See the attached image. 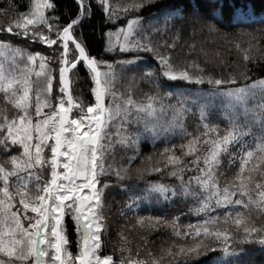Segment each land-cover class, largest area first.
Returning a JSON list of instances; mask_svg holds the SVG:
<instances>
[{
    "label": "snow or ice",
    "instance_id": "snow-or-ice-1",
    "mask_svg": "<svg viewBox=\"0 0 264 264\" xmlns=\"http://www.w3.org/2000/svg\"><path fill=\"white\" fill-rule=\"evenodd\" d=\"M157 2L133 0L127 7L138 12ZM98 10L110 23L119 19L109 12L107 0H71L64 7L58 0H31L27 11L0 29V56L3 50L14 54L10 71L0 66V93L13 109L9 114L0 108V264H117L113 255H100L106 193L113 187L127 194L130 211L142 204L166 209L192 200L189 211L206 218L189 223L184 232L173 222V234L193 242L178 245L174 254L168 250L174 258L183 256L184 264L205 255V264H255L244 245H259L264 252V224L257 227L252 220V206L258 215L264 213V182L254 183L252 177L264 164V103L250 108L248 101L264 99V78L229 86L236 85L234 77L206 75L189 63L199 69L194 75L175 65L172 55L183 31V12L176 5L164 8L147 24L136 16L115 30L102 28L101 55L112 59L97 58L89 36H97L93 20ZM254 15L246 6L227 8L220 0H206L203 24L209 32L221 31L218 26L244 29ZM257 22L264 24V18ZM11 38L45 45L52 55L25 53L12 45ZM243 59L248 61L249 56ZM81 69L90 80L88 103L74 101L69 91V73L75 77ZM127 72L133 74L130 83L139 72L164 95L146 94L140 101L133 98L131 88L118 91L116 83ZM192 84L209 87L189 88ZM73 109L75 116L70 115ZM188 120L194 122V132L188 131ZM174 137L183 141L180 156L173 152ZM157 141L165 144L160 155L174 166L167 175L176 183L150 181L143 188L123 184L131 177L126 165L116 164L114 145L131 151L127 156L131 165L140 155L141 143L155 147ZM223 154L229 155L230 164L238 159L239 170L233 183L221 186L217 168ZM185 156L192 159L184 162ZM259 170L264 174V168ZM137 171L142 178L145 171L161 169ZM17 198L22 214L12 210ZM69 216L77 236L75 253L69 247L65 219ZM221 221L233 225L234 231L217 227ZM217 251L220 255L213 254ZM119 264L144 262L129 255Z\"/></svg>",
    "mask_w": 264,
    "mask_h": 264
},
{
    "label": "trees",
    "instance_id": "trees-1",
    "mask_svg": "<svg viewBox=\"0 0 264 264\" xmlns=\"http://www.w3.org/2000/svg\"><path fill=\"white\" fill-rule=\"evenodd\" d=\"M30 2L31 0H0V29L6 28L9 22L14 20L19 13L27 11ZM58 2L61 7H64L65 3L70 4L71 0H58ZM132 2L133 0H107L109 12H114L119 17L115 23H110L103 19L102 13L99 10L97 11L93 20L97 36H89L92 54L97 58L112 59L111 56L101 55L102 45L98 36L102 28L107 26L115 30L119 26L126 25L127 19L136 16L142 17L145 24H147L154 16H158L164 8L176 5L177 9L183 12V31L178 46L172 55L175 65L181 69H187L194 75L199 74V69H203L206 75L211 74L214 77H222L224 79L234 77L237 81L236 85L229 86H244L252 81L264 78V24L257 22L264 18V0H220L221 3L226 4L227 8L246 6L255 15L253 23L247 28L218 26L221 27L219 32H209L203 24L206 0H199V5L197 0H158L155 5H145L138 12L128 9L127 6ZM168 38L170 39L171 37ZM11 42L14 47L22 48L25 53L41 51L47 55H52L50 49L39 43L17 40L16 38H11ZM237 44L240 45L239 49L236 47ZM3 51L5 54L0 56V66L3 67L5 72H8L11 70L14 54L9 50ZM245 54L249 56L248 61L243 59ZM16 59L19 60V57ZM149 63L154 64L155 61L150 60ZM189 63L198 65L199 69L188 67ZM53 66H55V62H53ZM132 76L131 72L123 74L116 83V89L122 93H127L128 89L131 88L133 98L140 101L144 100L146 94L155 95L158 91L161 96L164 95V90L157 89L142 80L139 72L136 73L135 83H130ZM70 80L71 94L74 97V101L78 98L85 103L91 102L90 80L84 74L83 69L75 77L70 72ZM198 87L208 89L209 86L207 84L201 86L189 85V88L193 89ZM56 94L59 95L58 91ZM164 102L174 103L175 101L165 99ZM262 103H264V99L257 96L248 101V106L252 108ZM0 108H7L9 114H12V106L3 99L2 93H0ZM77 114V110L74 109L72 116ZM241 120H243V117H241ZM187 127L189 132L195 131V124L192 120L187 121ZM113 139L116 140L117 137L114 136ZM245 139L249 138L245 137ZM182 142L179 137H174L172 140V143L177 145L173 149L177 156L181 155L179 145ZM169 146L171 145L169 144ZM164 147L163 141H157L155 147L150 143L143 142L140 145V155L131 165H127V156L131 154V151L125 150L119 143H116L114 145L116 164L126 165L128 167V176L131 177L130 179L126 178L122 183L129 187L135 186V188H143L150 181H159L166 185L175 184L176 181L167 175L174 166L167 164L166 159L160 155ZM235 150V148L232 149V151ZM13 154L16 153L14 152ZM148 157H151V159H148ZM2 159L3 153H0V160ZM182 159L184 162H188L192 157L185 156ZM229 160V155L223 154L220 165L217 168V178L221 186L233 183L235 173L239 170V160L236 159L231 164ZM254 163L255 161L250 162L246 166L245 176L248 175L247 168L252 167ZM150 167H160L161 172L145 171L141 178L137 170ZM260 168H264V164L258 165V170L252 173L254 183L264 182V174L261 173ZM192 174L194 173H186V176ZM113 182L115 183V181ZM235 184L238 186L239 181H235ZM252 195L254 199H257L255 193ZM235 198L237 197H233V199ZM244 199L247 201V197H244ZM126 203V193L115 187L107 191L104 208L105 219L102 221L105 228L102 231L100 255H113L117 264H119L121 259H127L129 255L134 260L143 261L144 264H184L183 256L174 258L173 255L168 254V250L171 249L174 254L178 251V245L191 244L193 242L190 237L174 235L173 222H175L180 232H184L187 231L186 225L189 223H195L206 218L204 214L196 216L189 211V205L192 204V200L189 199L187 203L177 201L166 209L155 203L151 206L142 204L136 211H130L126 207ZM17 209H20L18 214H22L23 210L22 206L18 204V198L16 206L12 210L16 211ZM241 210L248 211L243 208ZM258 212L259 210L252 206V220L257 227H260L264 224V213L258 215ZM211 214L215 215V213ZM28 215L34 214L29 212ZM150 217H161L162 219L157 222L155 219H149ZM65 219L68 237L72 241L69 247L75 253L77 251L75 246L77 236L73 231V221L70 216ZM22 223L27 226L28 221L22 217ZM216 226L221 228L228 227L234 231L233 225L225 226L222 221ZM244 247L251 250V259L255 264H264V252L260 251L259 245H244ZM213 254L220 255L218 251ZM206 259L207 255L193 258L189 264H205Z\"/></svg>",
    "mask_w": 264,
    "mask_h": 264
},
{
    "label": "water",
    "instance_id": "water-1",
    "mask_svg": "<svg viewBox=\"0 0 264 264\" xmlns=\"http://www.w3.org/2000/svg\"><path fill=\"white\" fill-rule=\"evenodd\" d=\"M69 91H70V83H69ZM71 115V114H70Z\"/></svg>",
    "mask_w": 264,
    "mask_h": 264
}]
</instances>
